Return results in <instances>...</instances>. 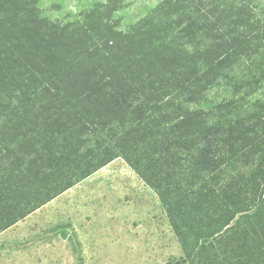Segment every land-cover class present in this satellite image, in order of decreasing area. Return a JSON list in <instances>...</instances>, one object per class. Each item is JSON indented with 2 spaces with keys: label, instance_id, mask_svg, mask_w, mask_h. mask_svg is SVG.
Listing matches in <instances>:
<instances>
[{
  "label": "trees",
  "instance_id": "trees-1",
  "mask_svg": "<svg viewBox=\"0 0 264 264\" xmlns=\"http://www.w3.org/2000/svg\"><path fill=\"white\" fill-rule=\"evenodd\" d=\"M40 2L0 0V233L121 157L180 264H264V0Z\"/></svg>",
  "mask_w": 264,
  "mask_h": 264
},
{
  "label": "rangeland",
  "instance_id": "rangeland-1",
  "mask_svg": "<svg viewBox=\"0 0 264 264\" xmlns=\"http://www.w3.org/2000/svg\"><path fill=\"white\" fill-rule=\"evenodd\" d=\"M105 1L41 0L40 4L42 12L50 18L65 19L93 3ZM158 1L124 0L123 8L117 12L120 25L136 22ZM211 94L217 99L222 97L217 89ZM47 207L48 214L40 210L34 217H25L0 233V264H180L184 261L182 248L158 195L121 157L62 192ZM73 223L93 233L91 240H85L87 244L81 243ZM62 230L68 235L65 241L57 237Z\"/></svg>",
  "mask_w": 264,
  "mask_h": 264
},
{
  "label": "crops",
  "instance_id": "crops-1",
  "mask_svg": "<svg viewBox=\"0 0 264 264\" xmlns=\"http://www.w3.org/2000/svg\"><path fill=\"white\" fill-rule=\"evenodd\" d=\"M56 198L57 197H55V198H53L52 200H50L49 202H47L46 204H44V205H42L40 208H38V209H36L35 211H33L32 213H30L29 215H27L26 217H28V216H35V214H37V212H40V210H43V214H48L47 213V211H45L46 210V208H48L47 206H49V204L51 203V202H54L55 200H56ZM54 200V201H53ZM50 211L52 210L51 208L49 209ZM21 221V220H20ZM20 221H18V222H20ZM45 221V220H44ZM17 222V223H18ZM17 223H15V224H17ZM72 226H76V228H75V230H77L76 231V233L78 232V236H79V240H82V244H87V242L85 241V240H91L92 239V237H93V233L90 231V229H83V228H79L75 223H73L72 224ZM70 228V227H69ZM69 228L67 229V230H69ZM87 228V227H86ZM57 237L59 238V239H61L60 241H65V240H67V238H68V235H67V233H65L63 230L61 231V232H59L58 233V235H57ZM57 240H55V241H53V242H56ZM60 241H58V242H60ZM86 242V243H85Z\"/></svg>",
  "mask_w": 264,
  "mask_h": 264
}]
</instances>
